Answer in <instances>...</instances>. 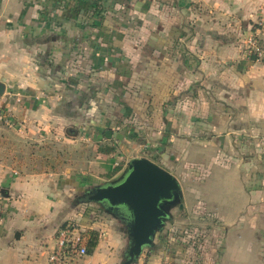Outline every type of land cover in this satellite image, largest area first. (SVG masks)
I'll list each match as a JSON object with an SVG mask.
<instances>
[{
    "label": "crops",
    "instance_id": "crops-1",
    "mask_svg": "<svg viewBox=\"0 0 264 264\" xmlns=\"http://www.w3.org/2000/svg\"><path fill=\"white\" fill-rule=\"evenodd\" d=\"M261 8L264 0H0V110L12 120L0 122V264H50L68 222L86 241L99 233L77 264H125L121 221L97 203L101 216L81 217L74 199L126 170L130 159L116 171L128 139L118 126L131 122L163 127L170 154L197 165L195 176L154 161L178 179L185 220L215 226L197 261L155 245L132 264H264V63L247 43ZM47 143L73 146L47 157L64 171L39 156Z\"/></svg>",
    "mask_w": 264,
    "mask_h": 264
},
{
    "label": "water",
    "instance_id": "water-1",
    "mask_svg": "<svg viewBox=\"0 0 264 264\" xmlns=\"http://www.w3.org/2000/svg\"><path fill=\"white\" fill-rule=\"evenodd\" d=\"M5 90V84L0 82V97ZM70 132L75 133V130L70 129ZM113 136L123 139L121 134L106 132L107 138ZM86 193L88 201L100 204L109 213L122 211L128 218L131 246L125 264L134 263L145 248L155 245L157 234L172 220L173 211L184 208L178 179L145 157L132 159L119 178Z\"/></svg>",
    "mask_w": 264,
    "mask_h": 264
},
{
    "label": "rangeland",
    "instance_id": "rangeland-1",
    "mask_svg": "<svg viewBox=\"0 0 264 264\" xmlns=\"http://www.w3.org/2000/svg\"><path fill=\"white\" fill-rule=\"evenodd\" d=\"M118 127L121 132L127 135L128 139L123 146V149L126 154H124L125 158L124 160H122L123 162L119 163V166L116 167V171H119L121 165L127 162L128 159H130L131 161L134 158L145 157L148 159L154 158V161L159 164L167 165L168 163H172L176 165L181 172L187 170L189 172H194L196 176V164L190 166L189 161L186 157L178 156L177 154H174L172 156L170 154L172 153L171 147H169L168 145L170 139L168 138L167 140H163L165 134L163 127L162 129L158 127H151L152 130L149 131L147 130V127L145 128L144 126H140L132 122L119 125ZM77 128L81 129L80 127ZM162 142L165 143L163 144ZM86 144H88L87 141L79 140L77 142V147L84 148ZM70 145L61 143L58 144L56 148H52V143H47L45 145L46 148L42 152H40L39 156H43L44 159L47 157H51V159L54 161V156L56 154L64 156L65 154L68 155L71 150L73 151V146ZM77 165L82 166L84 165V162L80 161L76 163L75 168L78 167ZM67 166L69 165L67 163H64L60 165L58 170L62 172L65 168H67ZM80 195L81 193L76 195L74 199L78 207L79 216L91 219V214L92 216H94V218H98V216H101L103 214L104 211L101 209V207H99V205H96L95 203L90 202L88 200L80 201ZM190 209V212L192 213L193 208ZM184 214H187L185 208H177L175 209V211H173L172 220L167 223V225L163 230H161V232L157 234L155 239V245H164L166 248H171L176 253L180 252V250H186V255L193 256L192 261H197L200 255L199 253L203 252L205 248H208L209 246L211 247L212 242H214L212 232H208L214 230V222L199 221L196 218L191 221H187L185 220L186 217ZM188 250L189 252H187Z\"/></svg>",
    "mask_w": 264,
    "mask_h": 264
},
{
    "label": "built area",
    "instance_id": "built-area-1",
    "mask_svg": "<svg viewBox=\"0 0 264 264\" xmlns=\"http://www.w3.org/2000/svg\"><path fill=\"white\" fill-rule=\"evenodd\" d=\"M248 51L264 63V8L259 10L255 30L247 38ZM0 122L12 125L11 117L0 110ZM86 234L83 228L68 222L55 235V247L49 255L50 264H77L88 256Z\"/></svg>",
    "mask_w": 264,
    "mask_h": 264
},
{
    "label": "trees",
    "instance_id": "trees-1",
    "mask_svg": "<svg viewBox=\"0 0 264 264\" xmlns=\"http://www.w3.org/2000/svg\"><path fill=\"white\" fill-rule=\"evenodd\" d=\"M162 143L164 144L165 142H162ZM99 151L102 153L113 154L114 148L113 147H107V146H104V147L100 146ZM152 161H154V158L152 159ZM55 162H56V160H55ZM44 164L46 166H49L51 170H58V166L60 165L59 163H57V164L53 163L48 158L44 159ZM88 235H89V237H88L87 243H86L87 244V251H88V254H91L97 245V242L99 239V233H97L96 231H92ZM154 246L155 245H152V246L147 247V248H154Z\"/></svg>",
    "mask_w": 264,
    "mask_h": 264
},
{
    "label": "flooded vegetation",
    "instance_id": "flooded-vegetation-1",
    "mask_svg": "<svg viewBox=\"0 0 264 264\" xmlns=\"http://www.w3.org/2000/svg\"><path fill=\"white\" fill-rule=\"evenodd\" d=\"M82 198H84V199H86V200H88V197H89V195L85 192L82 196H81ZM102 207V206H101ZM104 210H106V208L105 207H102ZM114 213H112V214H114V216L116 217V218H118L120 221H121V223L123 224V226L127 229V223H128V218L126 217V215L122 212V211H118V210H115V211H113Z\"/></svg>",
    "mask_w": 264,
    "mask_h": 264
}]
</instances>
